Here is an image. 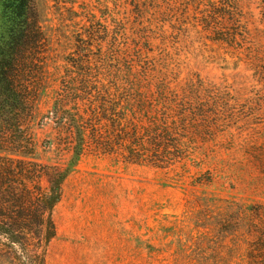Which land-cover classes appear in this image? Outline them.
<instances>
[{
    "label": "rangeland",
    "instance_id": "1",
    "mask_svg": "<svg viewBox=\"0 0 264 264\" xmlns=\"http://www.w3.org/2000/svg\"><path fill=\"white\" fill-rule=\"evenodd\" d=\"M173 1L140 0L148 6L145 20L169 21L164 10ZM34 3L51 39V84L25 126L31 156L46 166H64L70 136L51 116V106L61 76L68 73L74 39L87 30L101 36L106 28L111 34L116 19H132L133 2ZM237 4L249 41L264 42V0ZM184 33L179 81L199 77L231 114L190 134L185 156L171 167L125 162L85 148L52 210L55 236L46 247V264H242L243 220L264 212V73L235 66L203 24L191 23Z\"/></svg>",
    "mask_w": 264,
    "mask_h": 264
},
{
    "label": "trees",
    "instance_id": "2",
    "mask_svg": "<svg viewBox=\"0 0 264 264\" xmlns=\"http://www.w3.org/2000/svg\"><path fill=\"white\" fill-rule=\"evenodd\" d=\"M131 2L132 19H116L111 34L87 30L74 39L51 106L70 136V156L64 166H46L31 156L25 125L51 84V39L34 0H0V264H46L52 210L85 148L171 167L185 156L190 134L231 114L199 77L179 81L184 28L203 24L235 66L264 73V42L249 41L237 0H175L164 10L166 23L146 21L148 6ZM243 221L242 264H264V212Z\"/></svg>",
    "mask_w": 264,
    "mask_h": 264
}]
</instances>
